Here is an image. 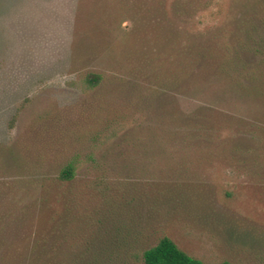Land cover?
<instances>
[{"label": "rangeland", "instance_id": "374dc122", "mask_svg": "<svg viewBox=\"0 0 264 264\" xmlns=\"http://www.w3.org/2000/svg\"><path fill=\"white\" fill-rule=\"evenodd\" d=\"M247 32L264 0H0V264H132L163 236L264 264V50L230 62Z\"/></svg>", "mask_w": 264, "mask_h": 264}, {"label": "trees", "instance_id": "16d2710c", "mask_svg": "<svg viewBox=\"0 0 264 264\" xmlns=\"http://www.w3.org/2000/svg\"><path fill=\"white\" fill-rule=\"evenodd\" d=\"M238 45L240 50L237 53V57L232 58L230 61L232 65H236L238 68H241L243 65V53H253L258 52L260 49L264 50V34L260 33H251L247 32L245 39L239 38ZM101 81L100 75H94L88 79V83L95 87ZM81 166L79 159L70 161L61 171L59 175V180L62 183L72 181ZM37 256L36 264H52L49 261L47 256ZM89 255L85 254L83 256V261L87 262L86 264H115L117 258H113L111 255L109 257L100 255H92L90 258ZM54 264H63L61 255L58 258L52 257ZM113 258V259H112ZM51 259V258H50ZM132 259L134 263L142 262L143 264H213L209 263L195 255L190 254L184 250L174 239L169 236L161 237L154 245L146 248L142 253L133 252ZM115 262V263H114ZM217 264H233L231 261L225 260Z\"/></svg>", "mask_w": 264, "mask_h": 264}]
</instances>
